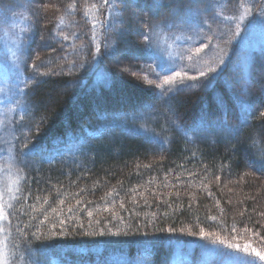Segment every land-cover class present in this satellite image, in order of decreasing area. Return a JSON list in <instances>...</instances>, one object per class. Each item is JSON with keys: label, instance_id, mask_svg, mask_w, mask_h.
<instances>
[{"label": "trees", "instance_id": "16d2710c", "mask_svg": "<svg viewBox=\"0 0 264 264\" xmlns=\"http://www.w3.org/2000/svg\"><path fill=\"white\" fill-rule=\"evenodd\" d=\"M261 1L248 4L254 14ZM71 2L15 0L5 11L8 21L24 22L20 36L25 50L14 75L19 79L14 100L22 114L14 124L17 154L21 145H29L23 150L24 163L17 164L27 177L21 186L29 198L14 201L15 216L2 225L8 255L17 257L10 264H20L12 244L21 243L22 251L25 241L31 260L40 264H95L98 257L101 264H172L175 250L194 260L209 256L210 248L227 251L242 235L254 237L256 243H249L258 250L264 248V217L259 215L264 212V165L257 160L264 151V117L259 115L264 111V51L233 43L207 87L180 85L159 93L142 79L148 63L140 49L143 35L170 17V9H150L152 0H118L115 12L89 7L85 15V0H76L74 11L66 7ZM44 4L50 5L47 11ZM241 4L243 0H199L191 8L224 22L242 12ZM105 20L107 24L100 23ZM92 21L97 22L94 27ZM240 25L244 31L245 20ZM132 48L135 57L127 60ZM124 65L131 66L129 71H120ZM242 102L251 105L250 115ZM68 135H75L70 144L65 143ZM179 174L200 178L214 195L180 189L169 203H155L153 215L135 208L139 204L130 205L135 190H151L149 183ZM57 188L60 194L92 201L117 191L130 215L95 225L91 233L101 229L100 234L77 228L65 237L33 236L37 224L32 217L46 213L48 202L41 212L37 207ZM17 229L23 230V238ZM201 229L206 238L199 236Z\"/></svg>", "mask_w": 264, "mask_h": 264}, {"label": "rangeland", "instance_id": "374dc122", "mask_svg": "<svg viewBox=\"0 0 264 264\" xmlns=\"http://www.w3.org/2000/svg\"><path fill=\"white\" fill-rule=\"evenodd\" d=\"M243 1L245 5L241 8L242 12L245 8H248V4L252 0ZM261 4L262 1L257 5V8H255L256 12L261 7ZM174 7H176L175 4ZM192 10L193 9L191 8L190 12L187 11V13H180V16H188L196 19H202L205 17L202 16V13L197 12L196 10ZM5 15L9 19V14L5 12ZM212 17L218 18L220 16L213 15ZM212 17H208L209 22L212 26V31H209L206 25H202V34L200 33V28H198L195 23H185L182 19L171 20L170 17L164 18L161 21L162 23L157 25L155 29H153V31L150 33L152 36V48H147L144 43L140 49L144 60L146 61V63H148L147 66H152L148 67L146 73L142 75L143 81L147 85L153 87L154 89H156V91L161 93L171 87L165 86L163 89L156 87V84H159L165 76L174 75L177 71H180L181 73L187 71V74L189 76H198L199 72L203 71L205 68L203 61L207 60L209 61V66H214L212 58L217 53H219L221 49L226 51L228 55V51L230 50V47L233 43L238 44L240 47L246 50L259 49L264 51V23L261 22L259 16H257V18L255 19H252L251 17L249 19L246 17L244 19L246 25L244 31L240 29L239 34L236 36V38L231 40V33L228 31V29L231 28L232 31H235L234 23L227 20H224V22H222V19L221 21H219L218 19V21H215V18ZM170 21L174 25L171 29L167 27V24ZM23 25V20H20L18 18L9 20L8 24L0 21V89H3L2 91H0V122H2L0 123V192L4 194L2 202L5 203V205L9 203L13 204L14 200L12 199V197L17 195L15 191L17 185L14 184L13 181H15L16 179V169L18 167L17 163L15 162V159L18 156L15 146L17 145V140L19 139V137H16L17 133L14 130V124H17L22 115L20 106H18L14 100V95L18 92L19 85V79L14 75H16V73H19V69L21 68L20 59L16 60L12 64L7 63L6 61L8 56L11 55V51L15 50L12 39L14 38V35H20V31L23 28ZM4 33H8L9 37L7 41V47L9 51L7 52L5 51L4 47ZM177 36H192V40H177ZM208 37H211V45L204 48L201 53L193 54V58L191 60L185 58L182 63L179 61V53H181L182 50H184V55L185 57H187V55L189 54L187 50L190 49L194 53V49L200 47L201 44L207 45ZM161 41H166V43L168 45H171V47L165 48L164 44L161 43ZM132 52L133 48L130 50V52H128L129 56L127 60L135 57ZM161 52H163V59L165 61H169L170 63L174 61L176 64V66L172 67L170 71H161L159 68L155 67V64L160 57ZM227 55L223 57L224 60L226 59ZM118 60L120 61L121 59ZM221 65L222 64L217 67V70ZM146 80H153L155 81V83L150 85L146 82ZM185 83L190 84L192 82L185 81ZM178 86H180V84H177L174 88H177ZM47 94L50 100L53 101L54 96L52 97L50 93ZM22 138H25V136ZM74 138L75 135H68L65 139V143L70 144ZM57 139L59 140L60 138L58 137ZM57 139L56 137H54V140ZM10 156L12 157L11 160L9 159ZM149 185H153V189H145L140 192L139 190H135V193L132 197L133 199L129 200L130 205L134 206L136 204H139L135 208L138 209L144 207L150 212V209L154 206L155 203H169L171 196L175 194L174 192H178L180 191V189H188L191 191H200L204 193L209 192L208 187L205 188L201 184L200 178L196 177L195 175L188 176L179 174L173 177L164 178L161 182L158 183L151 182L149 183ZM59 190L60 188H57L54 194H52L53 196L49 197V200L47 199L48 211L44 213L45 215L42 214L41 217L38 218L32 217V220L35 221V224H37L35 234H37L38 236H42V238L44 236H47L49 239L53 237L58 238L69 236L70 230H77V228L83 229L86 233H91L92 228L95 225L97 226L100 222L114 224L116 223L115 221L121 222L122 219L128 218L130 215L129 213V215L126 216L127 212H124L126 211L124 201L118 195L117 191H109L107 194L103 193L96 200L92 201L85 196L77 194H60L58 193ZM61 200H63V204L60 203ZM41 203L45 205L37 207V210L39 212H41L46 206L45 200L40 202V204ZM121 204H123V207H121ZM69 209H71V211H69ZM151 212H153L154 214L155 211L153 210ZM151 212L150 214L153 215ZM57 213L59 214L57 215ZM89 213H91V215H89ZM43 215L44 217H42ZM42 221L43 223H41ZM61 221H63V223H61ZM53 232H55L57 235L53 236ZM60 232H63L64 235H59ZM94 232L100 234L103 231L101 229H94L93 233ZM242 236L243 238L241 237V239H236L241 249H243L246 244L250 247L257 248L255 245L249 243V240L254 241V237L244 235ZM4 238L5 234L3 233L2 235H0V241H4ZM3 251L5 255H8L7 244L6 247H3ZM111 257L114 258V260H118L119 258L123 259L120 255H113ZM170 259L172 264H205V261H211V264H218V260L220 258L209 255L201 256L194 260H191L183 251L175 250L173 253H171L169 260ZM99 260L100 258L98 257V260L95 262V264H101ZM67 263L73 264L71 263V261ZM111 263L113 264V261Z\"/></svg>", "mask_w": 264, "mask_h": 264}, {"label": "snow or ice", "instance_id": "6c2138e0", "mask_svg": "<svg viewBox=\"0 0 264 264\" xmlns=\"http://www.w3.org/2000/svg\"><path fill=\"white\" fill-rule=\"evenodd\" d=\"M15 0H0V21H3L5 24H8V18L5 15V11L6 8H11L14 4ZM199 2V0H188L187 5H184V0H152L151 4L148 5V7L150 9H155V10H160L164 7H168L170 9V18L171 20H175V19H182L185 23H195L196 26L198 28H200V33H203V28L201 27L202 25H206L209 29V31H212V26L209 22V18L208 17H204L202 19H196L193 17H188V16H184L181 17L180 16V12L182 10V8H186L187 11H191V7L192 5H195ZM175 4L176 7H172V5ZM241 7H243V4L240 5ZM43 8V10L47 11V9L50 7V5L48 4H44L41 6ZM68 10L74 11L77 8V4H76V0H72L71 3H69L67 6ZM91 7V8H97L98 10L101 8H107L109 11H117L119 8V3L118 0H99V4H97L96 0H92V3L89 4L88 0H85V15H87V9ZM199 11V9H198ZM219 14V13H218ZM246 16H259L261 19V22L264 23V0H262V4L261 7L257 10V12L254 14L252 12V8L248 7L245 8L243 12H241L239 15H232V16H226L224 17L225 20L230 21L232 23H234L235 25V31H232L231 28L228 29V31L231 33L230 35V40L231 39H235L236 36L239 34L240 31V21L244 20L246 18ZM60 23L63 24L64 20L63 17H60ZM93 23V27L95 26V24L97 23L96 21H92ZM101 24H107L108 21H101ZM174 25L173 23L170 21L167 24L168 28H172ZM59 27V25L57 26ZM55 31V30H54ZM57 36H62L63 41H68L69 40V36L68 35H63L60 32L56 33ZM73 36L76 35V33H72ZM8 33H4V47H5V51H9L8 47H7V41H8ZM56 37H50V39H55ZM44 39V37H42V40ZM177 40L180 39H184L186 41H191L192 40V36H188V37H183V36H177L176 37ZM208 44H201L200 47L195 48L194 49V53L192 52V50H187L188 51V55L187 57H185L184 55V50L181 51V53H179V61L182 63L185 58H187L188 60H191L193 58V54H199L203 51L204 48L208 47L209 45H211V37H208ZM143 40L145 42V45L147 48L151 49L152 48V36L151 34H145L143 35ZM12 43L14 45V51H11V55L8 56L7 58V63L12 64L14 63L16 60H19L21 58L22 53L25 50V41L24 38H22L19 34L14 35V38L12 39ZM161 43L164 44L165 48H170L171 45H168L166 43V41H161ZM215 47V46H213ZM99 48V46L97 45V49ZM21 54V55H18ZM227 55V52L224 51L223 49L220 50L219 53H217L213 58V65L214 66H209V61L205 60L203 61L205 68L203 71H200L198 76H189L187 74V71L181 73L180 71L175 72L174 75L171 76H165L164 79L159 83L156 84V87L163 89L165 86H171L168 90L170 91L171 88H174L177 84L180 85H184L186 87H197V86H202V87H207L213 79V75L215 74L217 71V67L220 64L224 63V59L223 57ZM40 57L37 56L36 60H39ZM93 59H95V53L93 54ZM70 64L72 62H69ZM176 66L175 62H169V61H165L163 59V52H161L160 57L158 58L155 67L159 68L161 71H170L172 67ZM18 67V65H17ZM37 66L34 62L33 64V68L35 69ZM131 66L130 65H124L123 67L120 68V71L122 72H127L129 71V68ZM142 67H144L142 65ZM147 67H152L151 65L147 66ZM43 75H47V73H36V76H43ZM158 75V73H157ZM36 76L33 77V82L36 80ZM185 81H191L193 83L191 84H186ZM146 82L148 84H153L155 83V81L153 80H146ZM24 87L28 88L30 87L28 82L24 83ZM3 89H0V91H2ZM21 91H23V89H21ZM17 105L20 104L19 101L16 102ZM243 103V107L244 110L247 111L249 113V115L251 114V105L247 104V103ZM261 117H264V111H261L259 114ZM2 123V122H0ZM37 131H39V125L37 126ZM29 145L28 144H23L21 145V152L18 154V156L15 159V162L17 164L19 163H24L22 157L24 155H26V152H24V149H28ZM35 148V145H33V149ZM9 159L11 160L12 157L10 156ZM258 162L261 165H264V151H262L260 153V155L257 157ZM146 167H150L149 165H146ZM221 167H225L224 165H222ZM27 179V177L23 174V169L22 168H18L16 169V179L15 181H13L14 184L17 185V188L15 189L17 195L13 196L12 199L14 201H16V203H19L21 199H23L25 202L28 200L29 198V194L24 193V189L21 186V182L25 181ZM220 177L217 176L216 177V181L219 182ZM205 188H207V186H204ZM231 191V190H230ZM208 194L210 196L214 195V193H212L211 191L208 192ZM3 193L0 192V235H2L6 229L2 226L4 221H8L10 216H15V209L13 204L9 203L7 205H5V203H3ZM37 201H39L41 198L39 196L36 197ZM45 202L47 203V198L45 197ZM61 204H63V200L60 201ZM79 203V202H78ZM229 203H231V201H229ZM121 207H123V204H121ZM23 209L21 208V211ZM69 211H71V209H69ZM59 213H57L58 215ZM241 215H243V213H240ZM89 215H91V213H89ZM259 215L261 217H264V212H260ZM212 219H215V217H213ZM43 223V221L41 222ZM61 223H63V221H61ZM262 227H264V225H262ZM18 232H20L21 237L23 238V236L25 235V233L23 232V230L17 229ZM169 231H173V229H169ZM183 231V230H181ZM249 231H251L249 229ZM189 235H197L194 232H189ZM259 233H254V235H258ZM33 236H35V233H32ZM53 236L57 235L55 232L52 233ZM59 235H64L63 232H60ZM87 235H95L94 233H88ZM116 235H118V233H116ZM199 236L201 238H206L207 234L204 232L203 229H201ZM217 243V241H213V244ZM219 243H223V241H219ZM3 247H6V241H0V264H10V260L12 262H15V260L17 259L16 254L12 253L11 256L5 255L4 251H3ZM227 251H224L222 249H218V248H210L208 249L209 255L213 256V257H219L220 259L218 260V264H264V248L258 250L255 247H250L249 245H245L243 247V249H241L240 245H227ZM12 248L15 249L17 252L20 253L19 255V260H20V264H40L39 260L36 261H32L31 260V253H30V245L27 244V242L25 241L23 243V250L22 249V244L21 243H13L12 244ZM205 264H211V261H205Z\"/></svg>", "mask_w": 264, "mask_h": 264}]
</instances>
